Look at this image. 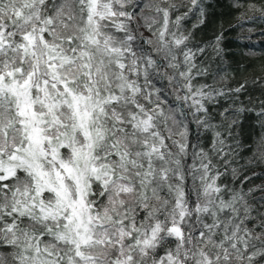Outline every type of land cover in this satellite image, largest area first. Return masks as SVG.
Segmentation results:
<instances>
[{
    "label": "snow or ice",
    "instance_id": "1",
    "mask_svg": "<svg viewBox=\"0 0 264 264\" xmlns=\"http://www.w3.org/2000/svg\"><path fill=\"white\" fill-rule=\"evenodd\" d=\"M190 5L174 21L175 4L143 17L155 51L182 78L177 99L213 131L211 149L193 152L186 191L183 161L195 146L187 123L165 114L150 79L157 60L133 46L134 0H0V264H264V194L217 183L229 169L237 175L231 165L243 145L228 138L234 117L252 109L219 113L227 136L216 130L223 123L209 122L207 104L225 90L193 91L192 69L196 53L220 54L222 34L188 48L192 33L177 35L181 22L198 9L193 28L204 23L200 0ZM256 10L264 20V8ZM181 46L186 71L175 54ZM246 84L227 89L233 103ZM260 142L248 165H264V132Z\"/></svg>",
    "mask_w": 264,
    "mask_h": 264
},
{
    "label": "trees",
    "instance_id": "2",
    "mask_svg": "<svg viewBox=\"0 0 264 264\" xmlns=\"http://www.w3.org/2000/svg\"><path fill=\"white\" fill-rule=\"evenodd\" d=\"M200 3L204 8L203 24L193 28L199 17V10L194 9L181 22L178 31L172 26H170V30L177 31V35L180 33L187 35L191 31L192 36L187 42V47L194 52L197 48L214 41L216 36L222 34L219 55L216 54L213 47L206 48L203 53H196L194 60L196 67L192 69L191 83L193 91L200 85H212L213 88L225 90L224 96H218L214 102L207 104L211 117L209 122L214 125L223 123V126L216 130L221 131L224 136H227L225 131L227 122H222L220 112L229 105H232L233 109L240 106L252 109L234 117L238 120V124L233 126L232 137L228 138V143L233 148H235L233 140H238L243 145L231 165L237 168V175L233 176L229 169L217 183L226 185L230 189H243L244 192H247L249 188H256L257 190L252 195L258 198L264 194L261 191V188H264V165L251 166L246 162L253 156V153L259 155L260 136L264 132V129L260 127L261 118L258 115L262 107L260 102L264 101V20L259 19L261 13L256 10L264 8V0H200ZM168 4H175L178 7L177 11L171 13L172 21L176 16L188 12L191 6L190 0H134V6L129 7L128 10L136 14V20L130 24L132 34L136 36L133 46L150 53L153 59L158 62V69L150 70V79L155 87L161 90V100L165 101L162 105L165 114L175 112L177 120L183 119L187 123L188 142L191 146H195L189 148L188 156L183 161L186 172L185 188L188 191L193 188V175L189 174L194 162L193 152H198L200 148L211 149L213 131L205 130L202 126L197 125L195 120L202 114L193 117L191 115L193 110L188 107L187 103L177 99V96H184L186 93V89L181 86L182 78L179 77L176 69L168 67V60L164 59L166 52L155 51L160 48V44L153 32L144 25L143 17L155 16L156 6L166 7ZM145 5H149V7H145ZM250 5H255V8H250ZM249 17L254 19H249ZM158 27L159 25L154 26L153 30L155 31ZM148 38L153 41L151 44L144 43V40ZM166 39L171 40V36H167ZM182 50L183 46L176 50L175 54L177 61L181 62L179 71H186L187 68L182 63ZM197 73L203 74L197 75ZM170 77L175 78L169 80ZM245 81H247L246 91L239 95V101L233 103L235 94L227 92V89L238 87ZM176 109L179 111H175ZM180 112L185 114L184 117H181ZM169 125L171 126V121H169ZM209 155L218 170L224 172L223 161L218 156H212L211 152ZM195 163L198 165L199 161L196 160ZM253 173L256 175L254 176ZM245 175L250 179L241 184ZM257 186L261 187L257 188ZM199 187L197 179L195 188L199 190ZM228 198V195L225 194V199ZM190 200H195V194L190 197ZM249 200L252 202L251 197Z\"/></svg>",
    "mask_w": 264,
    "mask_h": 264
}]
</instances>
